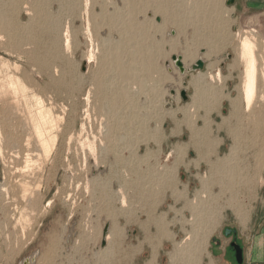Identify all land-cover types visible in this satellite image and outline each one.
I'll return each mask as SVG.
<instances>
[{"label": "rangeland", "instance_id": "1", "mask_svg": "<svg viewBox=\"0 0 264 264\" xmlns=\"http://www.w3.org/2000/svg\"><path fill=\"white\" fill-rule=\"evenodd\" d=\"M115 3V8L113 5L105 7V15L121 10L117 8L122 7L121 1L115 0ZM211 3L208 2L201 10L203 15L197 18L189 14L192 10L191 0H154L153 9L151 7V10L149 8L138 14L140 22H145V27L146 24L151 26L150 29L140 31L148 37L149 44L145 40L135 45L138 52L133 58L135 62L127 56L128 60L135 63L134 67H138L134 77L130 74L127 81L117 80V88H111V91L107 87L106 90L112 96L107 91L106 97L111 104L108 103V109L102 108V104L97 106L92 98L95 91L92 85L96 83L93 76L102 70L101 63L97 67V63L91 62L88 65L86 62L90 46L83 35L84 11L76 19L65 0H40L39 6L33 0L19 4L13 19L23 27V41L8 52L5 48L11 44L5 42L4 35H0V70L4 66L3 62L9 63V73L19 76L30 87V103L36 105V100L42 98L46 107H50L52 113L59 116H53L57 118L56 121L59 120L58 128L55 129L59 137L54 142L56 145L51 158L45 161V154L35 138L29 149L16 140L15 144L9 145L14 131L8 129L13 121L5 116L4 111V115H0L2 138L6 139L3 141L1 138L0 145V264H26L32 258L33 264H147L153 257H156V264H215L212 255L216 256L220 252L219 247L223 248L220 255L222 264L237 262L231 244L236 242L242 248L245 247L244 240L239 234L237 236L238 225L246 226L252 212L261 206L264 161L251 157V149L247 151V159L241 153L242 158L238 159L241 162L238 163L246 167L243 177H248L254 188L240 195L243 204L239 209L226 206L225 196L217 203H208L211 210H220V224L210 238L204 240L203 255L189 253L195 207L207 201L209 194L220 192L219 186H212L209 167L205 162H198L197 151L189 145L192 130H202L204 125L209 124L211 138L214 141H225L220 149L221 154L228 152L231 145L229 130L223 128L219 132L218 127L223 125L224 117L230 115L231 101L242 102L239 92L244 70L240 60L241 39L246 35L255 37L259 46L257 55L261 66H264L261 46L264 44V16L241 23L231 18L225 0H213L214 6ZM6 9L15 11L16 8L11 6ZM94 10V14L98 15L101 7ZM54 25L58 29L55 37L57 49H53L52 45ZM65 27H70L72 34L70 49L65 50L67 52L60 38ZM75 31L82 34L78 39L75 38ZM15 32L17 30H13ZM93 33L94 47L96 51L99 49L98 54L101 39H109L111 47L120 38L117 30L111 31L107 26L95 29ZM206 41L216 45L217 53L215 60H205L204 71L183 75L176 69V76L167 72L165 64L171 62L173 55H181L184 59L187 48H191L198 58L199 53L208 50ZM109 63L104 68L109 71L106 72L107 77L115 76L116 79L115 69ZM210 64H213V72L221 70V83L209 82L207 76ZM178 89L180 93L182 90L187 91V102L183 101L180 93L176 97ZM262 91L259 90L256 97L254 116L247 120L251 132L264 130ZM197 93H205L209 97L198 98ZM89 94L92 106L86 102ZM117 100L121 101L120 110L113 108L111 103ZM87 113L89 117L85 115ZM231 121V126L237 124L236 119ZM71 133L74 138L69 143ZM87 138L95 141L96 152L92 155L86 147H80ZM68 146H72L71 149ZM28 155L33 160V170L41 172L40 182L32 180V184L29 183L28 199L21 202V199L14 196L25 190H19L16 188L19 186L11 184L8 172L15 164L22 166ZM188 166L189 170L186 169ZM168 170L170 173L178 171L175 189L167 180L163 182ZM175 190L179 195L178 201L177 196L173 195ZM124 196L128 206L123 208L121 201ZM107 226L112 236L103 248ZM227 230H231L232 234L226 236ZM114 241L120 245L119 250L116 255L108 257L105 252L112 248ZM177 247L183 252L176 253Z\"/></svg>", "mask_w": 264, "mask_h": 264}, {"label": "bare ground", "instance_id": "2", "mask_svg": "<svg viewBox=\"0 0 264 264\" xmlns=\"http://www.w3.org/2000/svg\"><path fill=\"white\" fill-rule=\"evenodd\" d=\"M23 1L25 2V0H3L2 1L3 4L0 8V35H1V37H2V35H4L3 37L6 40L5 42L8 44H11V46H7L5 48V51H8V52L13 51L12 49L16 48L23 41V36H22L23 31H21L23 29V27L20 24H17L16 20L13 19L14 16H16L15 13L17 12V8L19 7V4L22 3ZM33 1H34V4L39 6L40 0H33ZM120 1L122 4V7H117V8H121L122 11L117 10L116 12L114 11L110 15H105V12H106L105 7L107 8V5H113L114 8L116 7L115 0H65V2H68L69 6H71L70 9L73 12V16L76 19L80 18V16H81L80 13L81 14L83 13L81 11L82 10L84 11V14H83L84 17L82 15V18L84 20V25H82V26L83 27L85 26V28H84V33L83 32L82 33H83V35L85 34L84 38H86V41H88L89 46H90L89 57H88V61L86 60V62L88 65L91 64V62L97 63V67L99 66V63H101L100 66H101V70H102V72L98 73L99 72L98 71L93 76L94 79L96 78V83H94L92 85L95 87V91L93 93L94 97H92V96L91 97L96 101L94 103H96L97 106L102 104V108H104V107L107 108L108 103H109L108 100H110L109 98L107 100V97H106L107 91H108V90H106L107 87L110 88L109 90L111 91V88H117L116 87V81L117 80L127 81V80H129L127 77H131V76L134 77L133 76L135 74L134 71L138 70V67H134L135 63H133V61H134L133 58H135V56H137V53H138L135 45H138L139 42L140 43L145 42V40H147V38H148V37H146V35L141 34L140 31L147 30V29L151 28V26H149V25L147 26V24L145 27V24H144L145 22L144 23L140 22V20H139L140 16L139 17H137V16H138V14H140L143 11L146 12V10L149 8H150L149 10H151V7L153 9L154 0H120ZM191 1H192V10L189 11V14H192L195 18L200 17V14L203 15L201 10L206 5H208V2L209 3L212 2L211 4H213V0H191ZM215 3H216V1H215ZM11 6H13V8H16L15 11L13 9H11V10L9 9V11L6 9V7H11ZM213 6H214V4H213ZM97 7H99V8L101 7V10H100L98 15H95L94 9ZM194 8H195V10H194ZM205 11H207V10H205ZM163 12H164V10H163ZM164 13L166 14V12H164ZM168 13H169V11H168ZM166 23H168V22H166ZM177 25H179V23ZM104 26L110 27L111 31L117 30L120 34V38L117 41L118 44L117 43L111 44L112 45L111 47L109 44L110 43L109 39H106L103 41L101 39V44H100L101 48H100V53L98 54L97 51L99 50L98 49L99 47L98 46H97L98 48L96 47L98 49L96 51V49L94 47L95 46L94 45L95 44L94 43L95 42L94 41L95 36H93L92 33H93V30H95V29L98 30L100 28H103ZM13 27H15V28H13ZM25 29H27V28H25ZM52 29H55V25L52 26ZM69 29H70V27H67V28L65 27V29L62 30V32L60 34L61 43H62L61 45H62V47L65 48L64 51L67 49L69 50L70 49L69 46H71L70 43H71V39H72V36H71L72 34H71V31ZM105 29H106V27H105ZM13 30H17V32L13 33ZM82 31H83V29H82ZM52 34L54 36L53 43H52L53 49H54L57 46V41L55 38L56 34H58L57 27L55 30L52 31ZM73 34H74V32H73ZM80 34L78 31H75V38L78 39V36H80ZM73 38H74V35H73ZM95 40H96V38H95ZM77 41H76V43H77ZM147 42H148V40H147ZM206 42L208 43V41H206ZM206 42H204V43H206ZM148 44H149V42H148ZM206 45H208L207 53H205V54L199 53L198 58L194 55L195 53L193 52V50L191 48H187L185 58L183 59V64H184L186 70L191 69V66H192L191 64H194L196 62V60H198L199 58H203L204 60H210V62L212 60H215L214 57H216L215 55L217 53L216 52V50H217L216 45L210 44V42ZM240 46H241V48H240V60L244 65L243 75H242L241 84H240L241 86H240V90H239L241 98H242V102H239L240 103L239 104L236 101H231V103H230V106H231L230 115L228 117H224L223 125L218 127L219 132L222 131L223 128H228V130H229V135L231 137V145H230L228 152L226 154H221L220 149H221V146L225 143V141L224 140L219 141V140H216V138H215L216 141H214L213 140L214 138H211L210 133H209V127H208L209 124L204 125L205 127H203L204 129L202 128V130H200V129L192 130L193 131L192 138H191L192 140H191V144L189 146L197 151L196 153H198V162L199 163L205 162L207 164L206 166L209 167V169H210V180H212V186L213 185L219 186L220 192L218 194H216V193L214 194L212 192L213 195L209 194L210 198H208L207 201H203L201 203H198L199 206L197 208L195 207L196 210H194L193 216H192V217H194V219H193V225H194L193 226V232H195V233L192 232V235L190 236L191 242L189 243V246H188L190 248L189 253L190 252L191 253L196 252L200 255H203L205 253V245H203V243H205L204 240L206 238H210V236L217 229L218 224H220L219 223L221 220L220 210H218V209L211 210L209 208L208 203H213V202L217 203L219 200L223 199V196H225L224 199H225L226 206L231 207L232 209L235 210L243 204V201H241L239 199L240 195L243 192H245L247 194L248 193L247 191L250 192V190H252V188H254L252 186V181L247 179L248 177L247 178L243 177V171H244L245 165L243 166L242 165L243 163L239 164L241 161L239 162V160H238V159L242 158L241 153L243 152L244 158L247 159V154L249 155V153H247V151H249L251 149L250 151L253 150V152L250 153L251 157H253L254 159L259 158V159H262L264 161V130L263 131L262 130H254L251 132L250 129L248 130V126H247V120H250V118H252L254 116V112L256 111L255 101H256V97L258 95V92L261 89L263 90L261 101H263V103H264V66H261L262 63L260 62V58L257 55L259 46H258V43H257L255 37H252V36L250 37V35L243 36L241 39V45ZM261 46H262V50L264 53V44ZM176 48H177V46H176ZM174 49L175 48H173L172 50H174ZM65 52H67V51H65ZM62 53H63V51H62ZM96 53L98 56L96 55ZM19 54H21V52H19ZM151 55H152V53H151ZM127 56L129 58H131V60L133 59V61L131 62V60H128ZM260 56H261V54H260ZM261 57H263V56H261ZM37 59L35 58V60H37ZM261 60H263V59H261ZM167 62H166L167 64H165V69L167 70V72H169V74L176 76V75H174L177 72L176 69H178L176 67V64L172 60H171V62L170 61H167ZM216 62H218V61H216ZM108 63L110 64L111 68L115 69L114 72L117 74L116 79H114L115 76L112 78H109L111 76L107 77L108 75L106 72H109V71L107 69H104V68L106 65H108ZM3 64H4V66L2 68L3 70L2 69L0 70V115L1 114L4 115V112H5V114H6L5 116H7V118L9 117V119H11L13 121L12 124L9 126V129H8L10 132L14 131V134L13 135L11 134L12 136H10V138H12V139L11 140L9 139L10 141L8 140L9 145L11 143L15 144V140H16V141H20L19 143L22 144L26 149H29L30 145L33 143V140L35 138L36 139L35 141L38 143V145H40L39 147H41L42 151L45 154V161L46 160L48 161L51 158L52 153L54 152V145H56L55 141L59 137V136H57L59 132L57 133V131L55 130L58 128L59 120L56 121L57 118L53 117V116H56V115H54L55 113H52L53 111L50 110V107H46V103L44 102V100H42V98L41 99L38 98L36 100V105L35 104L32 105L30 103V96H29V88L30 87L28 85H25L24 81L21 80L19 76L17 77L16 75L9 73V69L11 67L9 63L3 62ZM213 64L209 65L210 73L207 76L208 80L211 84L221 83L223 81L222 72L220 69H217L215 72H213ZM148 65H150V63ZM155 66H156V64H155ZM157 68H158V66H157ZM12 70H13V68H12ZM153 70H152V72H153ZM158 72H157V74H158ZM1 73H2V75H1ZM130 74H132V75L130 76ZM163 76H165V75H163ZM94 79H93V81H94ZM201 79H205V78L202 77ZM140 81H141V79H140ZM182 85H183V81H182ZM92 90H90V91H92ZM179 93H180V89L177 90L176 97H178ZM197 94H198L197 95L198 98L199 97H201V98L202 97H205V98L209 97V95H207L205 93H203L201 95H200V93H197ZM108 95H110L109 91H108ZM117 98H118V96H117ZM214 99H213V101H214ZM216 99H217V97H216ZM240 101H241V99H240ZM86 102L91 105L90 94L87 96ZM120 102L121 101H118V102L111 101V103L113 104L112 106H114L113 108L120 110V108H121ZM124 104L125 103H123V105ZM47 108H49V109H47ZM263 108H264V104H263ZM220 111H221V109H220ZM89 113H87L85 115L89 117ZM256 114H258V113H256ZM56 117H59V116H56ZM4 119H5V117H4ZM231 119L237 120V124L236 125L234 124L235 126H231V122H232ZM142 124H145V123H142ZM7 125H9V124H7ZM128 125H132V124H128ZM254 129H256V128H254ZM106 130L107 129H105V131ZM55 131H56V133H55ZM69 135H71L70 138L68 139V141L70 143V142H72V140L74 138L73 137L74 134L71 133ZM2 137L4 138L3 133H2V126H1V122H0V145H1V141L3 139ZM121 137H122V135H121ZM4 140H6V139H3V141ZM115 140H117V138ZM81 141H82V139H81ZM69 143L67 145H69ZM77 143L78 142H76L75 144H77ZM78 144H80V143H78ZM100 144H99V146H100ZM22 145H21V147H22ZM11 146H12V144H11ZM83 146L86 147V149H88V151L91 155L94 154V152H96L95 141L94 142L92 140L89 141L87 138L86 141L84 143H81V145H80V147H82V149H83ZM68 147H70V149H71L72 146H68ZM17 148L20 149L19 147H17ZM182 148H183V146H182ZM1 151H2V149L0 146V152ZM85 151L86 150H84V152ZM81 152H82V150H81ZM211 157H213V160L211 159ZM13 161H15L14 158H13ZM32 161L33 160H30V157L28 155V157L25 158V161L23 162L22 166H16V164H15L14 167L9 169V172H8V175H9L8 180H10V182H12L11 184L12 185L14 184L15 186H19L20 188L16 187L19 190H22V191L25 190L24 192H20V194L15 193V196L13 195L14 197L21 199L20 200L21 202H24L28 199L29 194L27 192L29 191L28 190L29 183L32 180H35L37 183L40 182L38 180L40 179L39 174L41 172L38 171V169H36L37 167H34L37 171L33 170L34 163L31 165ZM111 166H112V164H111ZM113 167H114V164H113ZM113 167H111V168H113ZM133 169H134V167H133ZM135 169H137V167ZM186 169L189 170V166ZM157 172H160V171H157ZM177 172L178 171H174V172L170 173V171H169L168 175L166 172L165 173V180H163V182L167 180L168 183L170 182V184L171 183L173 184V188H174L175 187L174 184L176 185L175 182L177 181ZM244 176H245V174H244ZM249 176H250V174H249ZM151 177H154V176H151ZM202 182L206 183V181H202ZM30 184H32V182ZM37 185L40 186L39 184H37ZM208 186H210V185H208ZM167 187H169V186H167ZM176 187H178V186H176ZM204 187L206 188V186H204ZM121 190H123V189H121ZM209 191H210V189H209ZM123 192H124V190H123ZM175 192H176V190L173 192V195L177 196V193H175ZM197 194H199V193H197ZM200 195H201V191H200ZM126 197H128V196H126ZM180 197H181V195H180ZM197 197L198 196H196V198ZM176 198L178 201L179 195ZM194 201L196 202V200H194ZM126 202H127V199L125 198V196L122 197V201H121L122 206L121 207L124 208V207L128 206V205H126L127 204ZM211 207H213V206H211ZM111 236H112L111 231H109V229H108L106 236L105 237L103 236V240H105L106 242L108 241V243H109V241L111 240ZM206 240H208V239H206ZM110 243H112V242H110ZM113 246H112V248L108 249L107 252H105L106 256L112 257V256L117 254L120 245H118V243L115 242V244ZM175 250H176V253H178L179 251H180V253L183 252L178 247ZM116 257H118V256H116ZM33 261H34V258L27 261L26 264H33ZM147 264H156V257H153L152 259H150L147 262Z\"/></svg>", "mask_w": 264, "mask_h": 264}, {"label": "crops", "instance_id": "3", "mask_svg": "<svg viewBox=\"0 0 264 264\" xmlns=\"http://www.w3.org/2000/svg\"><path fill=\"white\" fill-rule=\"evenodd\" d=\"M227 2L228 0H225L231 18L241 23L244 20L264 16V0H234L231 6H228ZM262 190L261 206H257L252 212L246 226L238 225L237 236L239 234L245 243L243 264H264V184ZM219 250L216 256L212 255L215 264L223 263L220 256L223 248L219 247Z\"/></svg>", "mask_w": 264, "mask_h": 264}, {"label": "water", "instance_id": "4", "mask_svg": "<svg viewBox=\"0 0 264 264\" xmlns=\"http://www.w3.org/2000/svg\"><path fill=\"white\" fill-rule=\"evenodd\" d=\"M233 4H234V0H228V2H227L228 6H231ZM160 21L161 20L159 19L158 22H160ZM201 54H205V50H203ZM171 60L176 64V67L179 69L180 73L183 75L186 74V72L190 73V72L204 71L206 68V62L203 58H199L198 60H196V62L191 66V69H188V70H186V68L183 64V57L181 55H173L171 57ZM180 96L183 99V101H185V102H187L189 100V96H188L186 90H182L180 93ZM108 229H109V226H107L105 231H104V237L106 236ZM225 234H226V236H229L232 234V231L227 230ZM106 245H107V242L105 240H103L102 247L105 248ZM231 246L235 250L237 263L243 264V262H244L243 248L239 244H237L236 242H233L231 244Z\"/></svg>", "mask_w": 264, "mask_h": 264}]
</instances>
